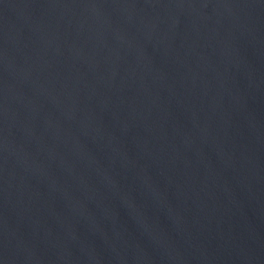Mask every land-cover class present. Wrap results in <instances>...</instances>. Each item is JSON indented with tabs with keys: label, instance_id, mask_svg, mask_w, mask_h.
<instances>
[{
	"label": "water",
	"instance_id": "95a60500",
	"mask_svg": "<svg viewBox=\"0 0 264 264\" xmlns=\"http://www.w3.org/2000/svg\"><path fill=\"white\" fill-rule=\"evenodd\" d=\"M0 264H264V0H0Z\"/></svg>",
	"mask_w": 264,
	"mask_h": 264
}]
</instances>
